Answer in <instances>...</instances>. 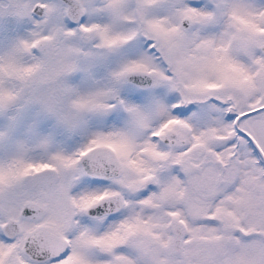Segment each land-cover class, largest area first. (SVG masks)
Segmentation results:
<instances>
[{
	"label": "snow or ice",
	"instance_id": "obj_1",
	"mask_svg": "<svg viewBox=\"0 0 264 264\" xmlns=\"http://www.w3.org/2000/svg\"><path fill=\"white\" fill-rule=\"evenodd\" d=\"M0 264H264V0H0Z\"/></svg>",
	"mask_w": 264,
	"mask_h": 264
}]
</instances>
